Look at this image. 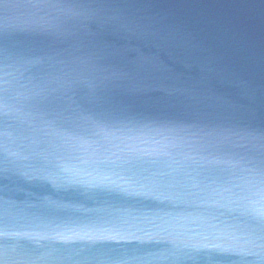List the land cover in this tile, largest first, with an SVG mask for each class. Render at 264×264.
<instances>
[{"label":"water","instance_id":"obj_1","mask_svg":"<svg viewBox=\"0 0 264 264\" xmlns=\"http://www.w3.org/2000/svg\"><path fill=\"white\" fill-rule=\"evenodd\" d=\"M85 103L114 133L88 158ZM62 136L73 167L49 155ZM256 208L264 0H0L2 264H264Z\"/></svg>","mask_w":264,"mask_h":264},{"label":"clouds","instance_id":"obj_2","mask_svg":"<svg viewBox=\"0 0 264 264\" xmlns=\"http://www.w3.org/2000/svg\"><path fill=\"white\" fill-rule=\"evenodd\" d=\"M253 211L257 214V215H262L264 214V212H262L260 209L256 208V209H253ZM195 247H206V246H210L208 244H199V245H194ZM0 264H2V262H0Z\"/></svg>","mask_w":264,"mask_h":264},{"label":"snow or ice","instance_id":"obj_3","mask_svg":"<svg viewBox=\"0 0 264 264\" xmlns=\"http://www.w3.org/2000/svg\"><path fill=\"white\" fill-rule=\"evenodd\" d=\"M195 247V246H194ZM208 246L206 247H202V248H207ZM212 247H217L219 248L220 246L219 245H212ZM221 251H228V249H224V248H221Z\"/></svg>","mask_w":264,"mask_h":264}]
</instances>
